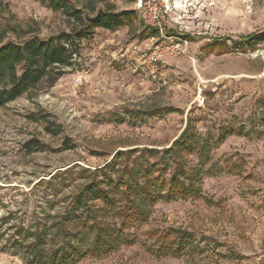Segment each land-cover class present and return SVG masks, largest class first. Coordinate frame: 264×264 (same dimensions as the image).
I'll use <instances>...</instances> for the list:
<instances>
[{
	"label": "rangeland",
	"instance_id": "374dc122",
	"mask_svg": "<svg viewBox=\"0 0 264 264\" xmlns=\"http://www.w3.org/2000/svg\"><path fill=\"white\" fill-rule=\"evenodd\" d=\"M91 1L133 11L132 24L96 29L52 86L0 107V264H27L16 228L58 221L90 183L115 202L89 201L97 212L86 223L117 229L121 243L74 264H264V0H159L169 8L161 31L141 0ZM4 2L0 23L19 31L3 42L67 30L40 0ZM132 44L179 50L152 79ZM185 127L202 157L167 151ZM30 139L42 149L25 151ZM188 176L198 193L181 197ZM143 190L152 201L140 203Z\"/></svg>",
	"mask_w": 264,
	"mask_h": 264
},
{
	"label": "trees",
	"instance_id": "16d2710c",
	"mask_svg": "<svg viewBox=\"0 0 264 264\" xmlns=\"http://www.w3.org/2000/svg\"><path fill=\"white\" fill-rule=\"evenodd\" d=\"M40 1L46 3L52 11L61 12L67 22V30H62L58 34L46 38L30 35L22 36L20 42L11 40L3 42L6 31L17 32L19 28L10 25L4 26L0 23V107L17 100L30 91L38 90L42 86H52L66 69L73 66L76 57L80 55L82 40L91 37L99 28L114 31L120 27L129 26L132 24V15H134L133 11H115L110 4L97 7L96 2L91 0ZM6 11L7 4L4 0H0V18ZM162 109L161 111L164 112L170 111L166 108ZM46 123L45 131L56 134L57 131L51 130V122ZM186 127L167 148V151L172 155H179L184 150L187 155L195 152L202 157L204 147H198V142H195V146L192 145L191 138L194 137L186 138L188 130ZM34 146L38 150L43 147L39 140L30 139L24 144L25 151H35ZM121 181L117 180L115 184L124 183L129 193L138 195L140 190L137 184L130 185ZM197 181V176L195 179L188 176L189 185L182 188L180 196L198 193V188L194 186ZM177 182L178 178L173 176L171 183L176 184ZM144 193L143 190L141 192L143 200L140 203L150 201V198L152 201V194L148 199ZM95 200L102 201L109 206L115 202L111 192L101 188L99 184L90 183L73 196L70 207L60 214L58 221L39 228L32 226L16 228L14 237L17 241L14 243L20 247L21 258L25 263L74 264L86 255H104L118 246L121 243V238L117 234L119 232L117 229L103 227L98 222L86 223L90 215L94 216V213L97 212V210L92 211V208L88 206L89 201ZM130 203L131 207L135 205L134 199ZM139 211L136 214L142 215L143 211ZM71 224L77 230H73L69 226ZM93 234L95 239L90 241ZM29 239L32 240L29 241ZM57 239L61 246L49 250L47 245L50 242L55 244Z\"/></svg>",
	"mask_w": 264,
	"mask_h": 264
},
{
	"label": "built area",
	"instance_id": "2783aa9c",
	"mask_svg": "<svg viewBox=\"0 0 264 264\" xmlns=\"http://www.w3.org/2000/svg\"><path fill=\"white\" fill-rule=\"evenodd\" d=\"M139 7L147 9L149 21L158 26V29L161 31L162 23H164L166 16L169 15V8L161 4L159 0H149L147 4L141 0ZM129 49L132 55H137L141 70L150 78L155 79L161 75V62L164 54H172L174 50H179V44H169L166 46L163 44H153L146 48H142L138 44H132Z\"/></svg>",
	"mask_w": 264,
	"mask_h": 264
}]
</instances>
